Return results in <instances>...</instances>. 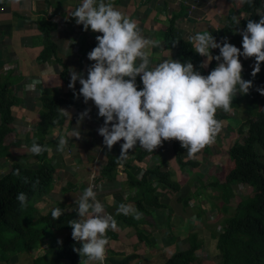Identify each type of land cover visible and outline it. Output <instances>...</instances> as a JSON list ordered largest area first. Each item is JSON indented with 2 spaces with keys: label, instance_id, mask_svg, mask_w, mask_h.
<instances>
[{
  "label": "crops",
  "instance_id": "crops-1",
  "mask_svg": "<svg viewBox=\"0 0 264 264\" xmlns=\"http://www.w3.org/2000/svg\"><path fill=\"white\" fill-rule=\"evenodd\" d=\"M238 1L111 0V3L124 15L137 22L145 38L161 41L160 47L149 49L150 67H154L165 59L178 60L177 48L165 43V33L170 26L174 27L177 37L186 41H189V36L203 31L211 32L218 41L221 31L230 25L231 42L229 43L236 47L242 45V36L237 32V29H241L246 20L240 18V23L233 25L231 18L233 15L239 16L242 13L238 10ZM81 3L82 0H0V68H4L6 70L4 73L15 78L13 83L18 95L23 90L21 98H19V104L13 108L18 116L15 117L13 125L18 129L23 127L32 130L24 132L21 129L20 132H15L21 140L13 141L12 146L15 148L23 144V147L27 149L24 151L25 154H16V157H19L15 159L22 164L37 163L38 155L33 154V160L29 157L32 156L30 152L32 140L29 139L32 135H36L41 98L74 101V105L59 107L58 120L44 135L43 145L47 146L48 149L46 156L55 165L56 169L49 193L37 202L44 203V199H48V205H44L47 208H49V204L54 206L57 203L75 210L84 189L89 184L94 183L97 186H102V188L97 187L96 191L97 199L104 204L105 214H111L115 217L117 209L122 203L131 204L136 208L135 200L138 198L139 186L132 183L133 180L130 178L133 177L135 180L141 181L146 170L159 167L166 170V173L169 174V180L177 183L178 187L173 189V187L153 179L155 176L152 175V184L156 189L155 194L159 197V202L165 205L166 208L152 209L148 215L137 210L142 214L139 228H142L143 231L147 227L150 228V230L147 229L149 233H144V236L147 235L150 241L152 240L158 245L159 248L156 249H162L164 252L180 250L188 244L189 234L196 233L199 235L198 231H194H200V227L203 226L201 222L193 228L191 227L190 231L184 230L186 224H191L189 218L197 217L199 213L195 215L193 213L188 214L187 207L194 193H191L188 184L182 182V180L184 178L188 179L190 174L194 172L193 170L197 168L200 174L203 175L200 168H203L205 164L210 165L209 161L212 159L213 148L218 152L219 147L216 144L218 142L205 146L192 157H189L187 150L184 149L183 160L185 165L179 163L173 143L170 141H163L161 146L142 159L136 158L137 152L144 149L139 146V143L133 150H129L128 157L124 161L118 159L121 144H115L110 151L107 149L106 145L103 144V137L97 131L103 124V118L97 115L98 109L91 100L85 104L82 96L74 98L73 89H70L68 84L63 82L59 76V73L64 70L65 75L70 78V71L76 70L82 72L86 77L87 68L93 63L87 58V53L97 45L96 36L102 35V33L94 32L90 28L85 31L83 25L77 24L76 18L71 16V13ZM230 13H232L231 17ZM43 19L52 25L49 38L56 47V55L59 61L51 57L46 60L38 58L44 42L37 30V25ZM240 36L241 38H239ZM239 39L241 40L239 41ZM198 58L201 65L206 60V57L199 54ZM243 59L244 57L241 56L240 60ZM241 63L244 66L245 63ZM207 67L202 68L207 69ZM29 70H31V73H29ZM25 76H29L30 85L34 81H39L36 84L35 91L27 89L25 82L22 81ZM136 82L138 89L143 87L139 76H137ZM76 85L77 89L75 91L78 93L81 87L79 81L76 82ZM24 92H26L25 95ZM239 103L233 100L231 111L240 110V112H243L245 106L239 107ZM86 108L90 109V118L86 117L79 124V121H77L78 114ZM62 109H66L71 113V119L61 115ZM32 110L35 113L34 116H31ZM23 111L24 113H22ZM223 112L226 114L225 111ZM28 113L30 114L27 116ZM226 116L223 119L226 125L225 127L222 126L220 131L223 133L230 132L236 124L238 127L242 119H245L246 114L242 119L234 114H231L232 117L227 114ZM235 116L240 122L233 119ZM16 123L20 127L16 126ZM14 127L13 130L15 131ZM79 128L80 138L72 137V130ZM235 131L236 129L233 130V132ZM62 135L68 137V145L61 152L57 151V147L59 137ZM110 162H113L112 169L103 174L102 171L109 166ZM188 171L191 172L188 173ZM57 172L58 176L55 177ZM203 191V187L195 190L198 198L205 196ZM187 198H189L188 202ZM76 217L78 218L77 212ZM168 218L172 221L168 222ZM122 221V224L120 223L122 225V235H119L118 241L109 240L106 248L109 245L110 249L118 250L116 246L121 242V237L131 240L130 237L134 233L137 240L131 244L130 248L136 254L139 251L137 248L140 245L139 238L132 227H127L124 220ZM182 228L183 232L179 233ZM214 234L215 232L213 234L209 233L210 238ZM183 236L186 237V240L182 239ZM137 255L139 254L137 253ZM80 264H99V262L84 260ZM104 264L108 263L104 261Z\"/></svg>",
  "mask_w": 264,
  "mask_h": 264
},
{
  "label": "clouds",
  "instance_id": "clouds-1",
  "mask_svg": "<svg viewBox=\"0 0 264 264\" xmlns=\"http://www.w3.org/2000/svg\"><path fill=\"white\" fill-rule=\"evenodd\" d=\"M71 16L85 31L90 28L102 35L96 36L97 45L87 53V58L93 61L87 68V76L70 71L68 87L73 89L74 98L82 96L85 104L91 100L98 109L103 124L97 131L109 151L123 140L120 161L127 159L129 150L137 143L154 152L163 141L177 140L189 157L214 143L222 129V123L216 119L217 110L230 111L237 93L248 94L253 84L252 80L242 78L240 57L255 58L252 77L260 72V64L264 62V16L258 21L248 19L244 29H237L242 36V50L229 43L228 37L217 41L209 31L188 37L194 51L206 57L201 67H207L212 60L217 62L207 75L197 71L191 61L177 59H165L150 67L149 49L160 47L161 41L145 38L137 22L118 10L111 0H82ZM232 23L238 25L240 18L233 15ZM211 49H219V55H213ZM137 76L143 85L139 89ZM77 81L81 85L78 93ZM38 83L34 81L30 90L35 91ZM257 91L264 95V88ZM89 113L86 108L78 114L79 124L90 118ZM61 115L71 119L66 109H62ZM71 135L79 139L80 128L73 129ZM67 145L68 137L60 136L57 151H64ZM47 150L33 137L32 154L40 155ZM13 174L19 176L20 172L17 169ZM97 187L102 188L91 183L84 189L75 209L78 219L69 224L73 240L82 245L74 251L104 264L107 232L117 228V221L111 214H105L104 204L97 199ZM16 199L22 208L27 206L26 193H18ZM63 211L57 206L51 212L52 218H59ZM117 212L135 219L142 216L131 204H120Z\"/></svg>",
  "mask_w": 264,
  "mask_h": 264
},
{
  "label": "trees",
  "instance_id": "trees-1",
  "mask_svg": "<svg viewBox=\"0 0 264 264\" xmlns=\"http://www.w3.org/2000/svg\"><path fill=\"white\" fill-rule=\"evenodd\" d=\"M238 10L245 14L246 24L248 19L258 21L260 16H264V0H250V2L239 0ZM231 15L232 13H230V17ZM229 26H226L221 34L225 30L230 31ZM51 28L52 25L44 19L37 25V30L44 42L38 58L46 60L51 57L59 61L56 47L49 38ZM164 38L167 45L177 48L178 60L181 62L191 61L194 68L201 74L207 75L216 66L217 62L212 60L207 69H203L198 53L193 49V43L177 37L174 27L170 26L166 30ZM221 38H223L222 35H220L219 41ZM173 41L176 43L173 44ZM210 51L213 55H219V49ZM261 64L260 72L255 77L251 75L250 80L253 84L248 94H245L249 99V103L247 106L245 104L244 109L246 117L236 129L240 139L235 140L227 149L229 161L232 163V168L228 172L229 181L220 182L216 178L210 180L211 185L218 187L220 192L222 191L221 197L225 202L228 201L229 196H233L232 187L240 183L249 184L257 195V198L250 202L239 203L232 216L229 217L227 226L221 228V232L215 231L213 235L215 249L222 264H264V95L257 91L258 88H264V62ZM8 72L10 73V71ZM59 76L63 82L69 84L70 78L65 75L64 70L59 73ZM14 79L12 75L0 72V158L9 157L7 152L10 146L4 143V139L8 134L14 132L12 127L15 121L13 108L19 104V98L13 91ZM75 89H77V85H75ZM66 105H74V101L41 98L36 135H32L29 140L33 141V137L36 136L37 143L43 145L44 135L59 118V107ZM215 115L220 122L227 117L223 111L219 110ZM170 142L173 143L179 163L185 165L183 160L185 148L177 140H170ZM149 153L145 149L140 150L137 152L136 158L142 159ZM112 164L113 162H110L109 166L102 171L103 174L112 169ZM17 169L20 172L19 176L13 174ZM55 169V165L47 158L45 151L38 155L35 164H22L16 159L11 160L6 171L0 175V262L12 264L9 263L11 257H24L23 264H80L84 260H89L74 251L82 246L73 240L72 227L69 224L71 220L78 219L76 211L57 203L54 206L51 205L46 211L39 210L35 206L38 200L49 193ZM152 175L155 176L153 179H157L173 189L178 187L177 183L169 180L166 170L159 167L146 170L141 181L131 177L132 183L139 186L138 198L135 200L136 209L145 215L150 214L152 209L166 208L159 202V197L155 194L156 189L152 184ZM20 192L27 195V206L23 208L16 199ZM193 197L194 199L198 198V194L195 193ZM188 200L189 198H187V202ZM57 206L64 211L59 218L53 219L51 212ZM228 209L229 207L223 208L224 212H227ZM114 218L117 221V228L108 230V242L109 240H119V233L122 232V220L127 227H132L139 238L140 245L137 248H141V242L144 245L150 242L147 235L144 236L143 229L139 228L140 219L118 214V212ZM45 242H48L47 247L44 246ZM201 247L202 243L197 240L196 233L189 234L186 247L175 250L173 253H160L152 259L143 255L128 258L122 250L110 249L108 245L105 262L108 264H199L200 260L197 258L196 252Z\"/></svg>",
  "mask_w": 264,
  "mask_h": 264
},
{
  "label": "rangeland",
  "instance_id": "rangeland-1",
  "mask_svg": "<svg viewBox=\"0 0 264 264\" xmlns=\"http://www.w3.org/2000/svg\"><path fill=\"white\" fill-rule=\"evenodd\" d=\"M238 17L242 18L243 20L245 18V20H246V16L244 13H240ZM245 27H246V22L243 23V25L241 26V30L244 29ZM237 32H239V31H237ZM221 35L223 37H228V40H229L228 42H231V31H229L227 33L225 30ZM239 38H241V36ZM218 41H219V38H218ZM237 47L242 48V45H239V46L237 45ZM241 62H243V64L245 63L243 66L242 74H241L242 78L245 80H250L252 67L255 63V58L254 57L247 58V59L244 58L243 60H241ZM12 63H16V62H12ZM15 66H17V64H15ZM260 69H262V64H260ZM0 70H1L0 72L3 74H4V72H6V70L4 68H0ZM29 73H31V70H29ZM22 81L25 82L24 84L27 86V89L29 90L30 89V87H29L30 86L29 76H25ZM13 91H15V85L13 86ZM22 91L23 90L20 91V95H18V93H16L17 91H15L18 98H21V92ZM26 92H24V95L26 94ZM239 95L241 96V98ZM233 100H235V101L242 100L238 105L239 107H244L245 104L247 106V104L249 103L248 96H246L245 94H240V93H237V95L233 98ZM220 111H222V110H220ZM230 111L226 112V114L229 116H231V114H234V115H237L241 119L246 114L245 111L240 112V110H234L231 112ZM22 113H24V111ZM31 113H32L31 116L35 115L33 110L31 111ZM36 113H37V111H36ZM29 114L30 113H28L27 116ZM13 115H14V117H18L15 110L13 111ZM237 116L233 117V119L239 121ZM32 119H33V117H32ZM221 123H222V126L225 127L226 122L224 120H221ZM16 124H17L16 126L19 125L18 123H16ZM236 125L233 126V129L230 132H228V133L225 132L227 134H225L223 132H219V134L217 135L218 137H216L215 143L218 142V143H216L217 146L219 147L218 152H216L215 151L216 149L213 148L214 150L211 154L212 159H210V161H209L210 165L205 164L203 166V168H200L203 175L200 174V171H198V168H197L196 170H193L194 172L192 171L193 173L190 174V177H188V179H186V178H184L183 180L181 179L182 182H186L188 184V189L191 191V193L195 194V190L200 189V187H203V189H204L203 192H204L205 196H203V198H197L196 197V199H194V197L192 196L191 200L189 201V206L187 207L188 214L193 213L195 215V214L199 213V215L197 217L195 216V217L189 218V220L191 221V224H186L185 229H184V230L190 231L191 227L193 228L198 223H201V222L203 223V226L200 227V229H201L200 231L199 230L194 231V232H196V231L199 232V235H197L198 236L197 240L201 239V241H203L201 249L196 252V256L200 260L199 264H222L221 258L218 256L216 249H215V239H214V237L210 238L209 233L213 234L215 231L221 232L222 231L221 228L227 226L228 221H229V217L232 216L234 209L237 207V205L239 203L245 204V203L250 202V201L257 198L256 193L252 190V187L249 184L240 183V184H236L234 187H232L231 190H232L233 196H229L228 201L225 202L221 197L222 191L220 192V190L217 189L216 186L210 184L211 183L210 180H213L215 178L217 180H219L220 182L229 181L228 172L232 168V163L229 161L230 158L228 156L227 149L235 140L240 139V136L238 134L239 132H236V131L233 132V130L237 129ZM12 127H14V125H12ZM18 127H20V126H18ZM14 129H15L14 133L8 134L4 139V143L6 145L10 146L9 147L10 149H8V152H7V153H9V157L0 158V175L6 171L7 166L9 164V162H11V160H15V158L19 157V156L16 157V154H18V155H20V153L25 154L24 151L27 150L26 148L23 147V144L18 145L14 148L12 146V142L15 140H18V141L21 140V138H19L18 135L15 134V132H20L21 129H23L24 132L25 131H32V130H30L28 128H23V127H20L19 129L14 127ZM29 157L32 158V160L34 158L33 154H32V156H29ZM213 158H215V159L213 160ZM58 172L56 173L55 177L58 176ZM190 172L188 171V173H190ZM48 203H49V200L44 199V203L37 202V204H35V205L39 210L43 209L46 211L47 206H44V205H48ZM181 205H182V202H181ZM50 206H51V204H49L48 207H50ZM224 207H229L227 212H224V210H223ZM175 220H176V217H175ZM170 221H172V220H170V218H168V222H170ZM170 224H172V223H170ZM147 229L150 230V228L149 227L146 228V230L144 231V233H146V234L149 233V231ZM181 232H183V228L181 229V231L179 233H181ZM119 235H122V234L119 233ZM212 236L213 235H211V237ZM127 238H129V237H127ZM130 238H131V240H129V239L126 240L125 237L123 238V236H122L121 242L119 243V245L116 246V249L122 250L123 252H125L126 257H128V258L134 257L138 253L139 256H141V255L148 256V257H151V259H152V258H155L160 253H162V252L164 253V251L162 249H156V248H159L158 245H156L151 240L150 242L145 244L146 246L141 242V246H140L141 248H138L139 251H137L136 254H134L131 251L130 246L132 243H134L137 240V238H136L134 233H132V236ZM182 239L186 240V237L183 236ZM47 245H48V242H45L44 246L47 247ZM167 252L173 253V250H170ZM129 254H133V255H129ZM24 259H25L24 257H19V258L18 257H11L9 259V263L23 264L25 262ZM0 264H6V263L0 262Z\"/></svg>",
  "mask_w": 264,
  "mask_h": 264
},
{
  "label": "built area",
  "instance_id": "built-area-1",
  "mask_svg": "<svg viewBox=\"0 0 264 264\" xmlns=\"http://www.w3.org/2000/svg\"><path fill=\"white\" fill-rule=\"evenodd\" d=\"M123 143V140H121L120 142H117L116 145H120Z\"/></svg>",
  "mask_w": 264,
  "mask_h": 264
}]
</instances>
